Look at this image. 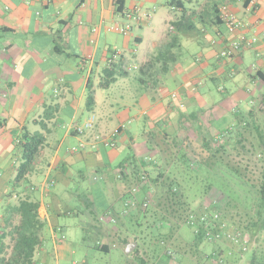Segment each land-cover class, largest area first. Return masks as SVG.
<instances>
[{
  "label": "crops",
  "instance_id": "crops-1",
  "mask_svg": "<svg viewBox=\"0 0 264 264\" xmlns=\"http://www.w3.org/2000/svg\"><path fill=\"white\" fill-rule=\"evenodd\" d=\"M168 1L53 0L42 4L37 0H0V249L1 243L8 245L14 221L20 224L16 210L22 201L40 205L41 245L35 264H60L64 246L57 234L65 231L60 219L85 218L82 212L88 201L105 225L104 241L109 244L118 237L117 231L111 232L113 218L121 224L140 218L130 212L132 206L126 217L121 216L125 195L133 194L140 201L147 196L141 187L136 192L130 189L131 159L152 170L163 162L165 133L181 139L192 137L197 145L196 131L205 138L206 132L219 125L231 130L243 115L264 108V0H225L245 26L236 35L258 39L237 57L218 58L236 35H230L219 20V3H215V14L208 15L209 26L201 28L198 23L199 33L182 39L180 49L188 54L192 50L190 55L174 53L175 62L167 69L157 63L148 70L143 67L166 42L169 23L179 18V11L169 7ZM193 3L187 6L189 13L205 20L203 10L196 15L190 11ZM126 13L139 17L132 22V33L123 36L111 31L126 22ZM113 52H119L120 58L111 64ZM111 67L117 68L116 81L104 88L105 71ZM135 68L140 75L133 79ZM160 82L164 84L161 95L156 93L149 107V88L153 90ZM168 84L178 86L184 110L171 93L164 95ZM90 87L95 93L92 111L87 107ZM112 87H117L115 92ZM126 102L148 106L129 118L135 133L128 132L131 125L127 128L122 123ZM120 104L122 109L117 107ZM93 118V128L83 135L74 130ZM114 133H118L116 137H112ZM38 134L44 137V144L30 173L17 182L24 162V137ZM140 136L146 140L139 141ZM220 137L216 134L212 139ZM107 142L115 146L108 147ZM74 148L78 150L73 152ZM84 180H88L89 190L81 194ZM70 195L78 200L83 196L82 210L65 208L72 204ZM44 229L51 234V244L41 238ZM4 233L8 234L5 238ZM215 250L226 254L224 248ZM8 251L7 246L0 257L9 258L12 252ZM213 254L203 253V264H215Z\"/></svg>",
  "mask_w": 264,
  "mask_h": 264
},
{
  "label": "trees",
  "instance_id": "trees-1",
  "mask_svg": "<svg viewBox=\"0 0 264 264\" xmlns=\"http://www.w3.org/2000/svg\"><path fill=\"white\" fill-rule=\"evenodd\" d=\"M193 2L194 0L168 1V6L181 12V17L169 23L166 42L158 47L156 56L151 58L143 68L153 69L157 63H161L162 67L167 69L169 63L175 62L174 50L180 47L182 39L199 33L198 22L194 15L189 13L187 7ZM117 74L115 67L106 70L103 87L109 88L116 81ZM87 107L90 111L95 107V93L92 87L88 92ZM239 122L235 130L228 131L219 139L206 140L201 132L196 131L194 140L200 141V144L196 143L197 145H194L192 137L182 140L180 137L165 133L162 137L165 147L161 150L163 162L152 170L145 169L134 158L131 159L128 166L131 170L130 176L133 177V186L130 189L138 191L137 188L141 187V191L145 194L148 192V195L145 200L140 201L132 196L133 194L127 193L126 208L120 213L121 216L126 217L129 214L128 204L133 201H136L135 206L132 207L133 211H129L134 212L135 216L143 215L142 212L148 211L147 200L149 199L147 198H152L155 212L158 214V224H155V227L160 229V237L156 240L157 246L165 248L164 239L174 240L175 231L181 226H188L193 230L194 241L198 247L204 241L217 243L210 241L206 236L207 229H213V227L207 225L208 222L194 229L188 224V217L191 214L200 216L217 210L222 222L241 232L246 238L248 249L244 252L238 246L227 243L240 250L243 255H249L247 264H264L263 106L243 115ZM24 139V162L20 166L17 182H22L30 173L44 144V137L40 134L25 135ZM173 166H176V169ZM125 168L126 165L122 166V170ZM189 190L204 196L217 190L221 200L213 206V212L211 206L194 210L188 202ZM94 206L88 201L87 209L82 212L88 219V222L83 225L82 242L89 249L109 253L111 246L104 241L106 228L98 218ZM39 207L38 203L21 202L16 210L21 216L20 224L13 227L9 233L15 241L12 253L9 258L0 257V264H35L34 257L41 245L39 232L42 224L39 219ZM112 223H114L113 229L117 231H122L125 227V224H121L116 218L112 219ZM197 229L199 232L196 231ZM7 235L4 233V238ZM129 243V238L126 237L123 240L124 246ZM6 249L7 246L1 243L0 256ZM212 252H214L212 260L215 264L220 259L224 261L223 264H226V258L223 255L215 253L217 250ZM138 264H149V262L144 257H138ZM197 264H203V262Z\"/></svg>",
  "mask_w": 264,
  "mask_h": 264
},
{
  "label": "rangeland",
  "instance_id": "rangeland-1",
  "mask_svg": "<svg viewBox=\"0 0 264 264\" xmlns=\"http://www.w3.org/2000/svg\"><path fill=\"white\" fill-rule=\"evenodd\" d=\"M215 3H219V5L222 3L230 5V2L225 0H223V2H221V0H196L191 6L190 11L195 15L203 10L201 16L205 17V20L201 21L196 18V21L198 20L201 28H204V26L206 25L209 26L207 21L208 15L211 16L215 14ZM177 13H179L177 14V17H181V13ZM183 50V48L181 50L180 47H178L174 50V52L177 54L183 53L182 55L186 56H189L192 52L191 50L188 54ZM132 75L133 79L136 76L138 77L140 75L139 68H135V71ZM136 84H139L138 81L136 82ZM162 86H164V84L160 82V84H156L154 86L153 90L149 88V90L152 91L149 93L148 98L150 101L149 107H151V105L154 103V97H157L156 93H158V97L161 95L160 91ZM177 87V85L171 84L167 87L164 95L165 93H171L170 95H172L177 91ZM112 88L115 92L117 87ZM105 92H107V89L105 90ZM126 106L127 113L122 123H124L125 127L127 128L131 125L132 130H128V132L131 131L135 133V126L134 124H132L133 119L129 120V118L135 117L142 110H147L148 106H133V104H129L128 102H126ZM117 107L119 109H122L123 104H120V106ZM234 126L235 125L233 124L231 125V131L236 129V126ZM228 131L230 130L227 126L219 125L216 128L206 132L205 138L212 139V136H215L216 134H220L221 136H223ZM184 138L185 137H182V140H184ZM138 140L144 142L146 138L140 136ZM173 167L174 169H176V166ZM173 167L171 169H173ZM81 185L82 187L79 188L81 194L88 193V180L82 181ZM190 185L193 184L190 183ZM69 197H72L73 200L72 204L64 205L67 210L76 211V209H83V196H81V200H78V197H75L73 195H70ZM188 197V202L192 209L200 210L202 208L211 206L212 212L214 211L213 206H216L221 200L217 190L212 191L207 196H204L199 192L189 190ZM147 199H149L147 200L149 202L148 211L142 212L143 215L140 216L138 222L136 220L127 222L122 231L112 229V233L114 231H117L118 237L116 238V240L109 242V245L111 246V250L109 253L89 249L83 244V225L84 223L88 222L87 218H83L82 216L62 217L60 219V224L64 226L65 231L64 234H57V239L59 241L61 240L60 242H62L64 246V250H62V247L60 248V264H73V262L82 264L84 263L83 261H86L87 264H138V257H144L149 262V264H197L199 262H203V253L208 254L217 249V247L225 249L224 251L226 254L224 257L226 258V264H247L249 255H243L240 250L231 247V245L227 244V242H217L216 245L218 246L215 247V244L204 241L197 247L194 241L193 230L188 226L179 227L177 231H175L174 240L164 239L166 243V245L164 246L165 248H163V246H157L156 240H158V238L160 237V229L155 227V224H158V214H156L155 212V205L152 202V198ZM214 212L219 213V211L217 210ZM18 224L19 221L15 220L13 226H17ZM63 235L65 236V238L63 237L64 239H62ZM126 237L129 238V244H136V247L130 252V254H126V248L128 245L124 246L123 244V240ZM41 238L44 239L45 242H48V244H51L52 237L48 229H44V231L41 233ZM8 242V252L10 253L12 252V246L14 245L12 236L9 238Z\"/></svg>",
  "mask_w": 264,
  "mask_h": 264
},
{
  "label": "built area",
  "instance_id": "built-area-1",
  "mask_svg": "<svg viewBox=\"0 0 264 264\" xmlns=\"http://www.w3.org/2000/svg\"><path fill=\"white\" fill-rule=\"evenodd\" d=\"M42 4H49L53 0H37ZM218 13H219V20L222 22V24L227 29L228 33L232 36H235L238 32H241L243 28H245L244 24L240 19L236 16V14L233 12L230 5H227L225 3H222L218 6ZM126 22L124 24L117 25L113 28H110L111 31H115L123 36H129L133 31V24L132 22L138 21L139 17L138 15L134 13H126L125 14ZM96 31V29H94ZM258 39L256 37L254 38H248L245 36V34L240 33L239 35H236V38L233 39L229 46L225 49H223L219 55L218 58L220 60H226V59H232L237 57L239 54H241L244 50H247L254 46L257 43ZM120 58L119 52H113L112 56L110 58V63L114 64L116 63ZM264 67V65H263ZM171 98L173 100L179 101V108L181 110H184L186 107V104L183 100L180 98V94L178 92H174L171 95ZM95 122V118L88 121L83 126H75L74 130L80 134L83 135L86 133V131L93 128ZM123 129H125L124 126H122ZM118 133H114L112 137H116ZM106 145L108 147H114V142H107ZM84 145L81 146L83 148ZM77 148L73 149V152L77 151ZM137 190H134L136 192ZM136 201L131 202L128 204L129 206H135ZM209 222V223H208ZM211 225L213 229H207L206 236L210 241L214 242H230L236 246H238L242 251L246 252L247 247V240L242 235L241 232L237 231L236 229L228 226L227 223L222 222L221 216L219 213H204L200 216H195L194 214H191L188 217V224H190L194 229L195 227H199V225L206 224ZM199 232V230H196ZM224 261L220 259L216 264H223Z\"/></svg>",
  "mask_w": 264,
  "mask_h": 264
},
{
  "label": "water",
  "instance_id": "water-1",
  "mask_svg": "<svg viewBox=\"0 0 264 264\" xmlns=\"http://www.w3.org/2000/svg\"><path fill=\"white\" fill-rule=\"evenodd\" d=\"M136 247L135 243L132 244H128L127 248H126V254H130V252Z\"/></svg>",
  "mask_w": 264,
  "mask_h": 264
}]
</instances>
